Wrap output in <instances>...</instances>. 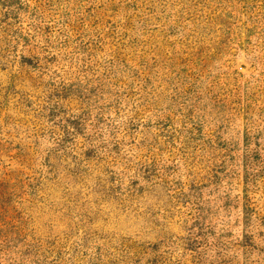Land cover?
<instances>
[{"label": "rangeland", "instance_id": "rangeland-1", "mask_svg": "<svg viewBox=\"0 0 264 264\" xmlns=\"http://www.w3.org/2000/svg\"><path fill=\"white\" fill-rule=\"evenodd\" d=\"M0 264H264V0H0Z\"/></svg>", "mask_w": 264, "mask_h": 264}]
</instances>
